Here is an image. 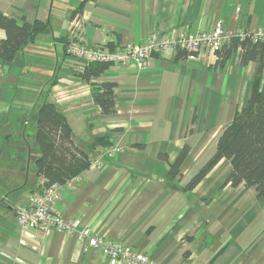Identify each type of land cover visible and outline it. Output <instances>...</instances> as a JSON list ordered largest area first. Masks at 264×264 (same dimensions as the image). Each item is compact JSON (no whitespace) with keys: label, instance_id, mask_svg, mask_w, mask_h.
<instances>
[{"label":"crops","instance_id":"crops-1","mask_svg":"<svg viewBox=\"0 0 264 264\" xmlns=\"http://www.w3.org/2000/svg\"><path fill=\"white\" fill-rule=\"evenodd\" d=\"M81 2L0 0L5 15L50 28L0 63V264H109L100 248L84 250L76 233L20 230L18 206L43 184L36 131L46 100L64 112L75 142L92 160L99 137H109L106 148H119L62 185L53 208L64 219H81L90 235L122 242L161 264H264V197L244 183H225L228 158L185 188L245 106L255 63L242 64L240 49L222 66L210 49L195 59L164 50L143 69L114 64L87 81L80 76L87 63L66 50L72 29L108 50L143 45L152 35L176 39L207 31L217 21L231 32H264V0H89L72 17ZM5 37L0 28V41ZM104 82L116 84L113 113H102L93 100ZM185 146L180 175L169 179Z\"/></svg>","mask_w":264,"mask_h":264},{"label":"trees","instance_id":"trees-1","mask_svg":"<svg viewBox=\"0 0 264 264\" xmlns=\"http://www.w3.org/2000/svg\"><path fill=\"white\" fill-rule=\"evenodd\" d=\"M88 1L82 0L72 12V17L80 15ZM0 28L6 33V37L0 41V63L12 60L22 47L35 39L37 34L50 32L48 23L44 21L20 22L2 12ZM237 49H240L242 64L251 61L255 63V76L248 100L242 109L236 111L233 120L223 130L214 155L185 188L193 189L220 159L228 158L232 164V171L225 183L232 186L244 183L254 187L258 196L264 197V40L255 39L251 34L244 37L234 35L221 50L217 51V65H224ZM177 56L187 57V52L179 50ZM86 63L80 76L87 81L96 78L112 66L109 62ZM115 85L112 82H104L93 90V100L104 114L115 111ZM36 141L41 152L36 166L37 173L43 180L42 187L55 183L63 185L81 174L92 163L88 153L75 142L66 115L53 101L46 100L39 108ZM108 146L110 141L107 135L95 139L91 145L92 148ZM188 150V146H185L170 165L169 179L180 175V167Z\"/></svg>","mask_w":264,"mask_h":264},{"label":"built area","instance_id":"built-area-1","mask_svg":"<svg viewBox=\"0 0 264 264\" xmlns=\"http://www.w3.org/2000/svg\"><path fill=\"white\" fill-rule=\"evenodd\" d=\"M73 24V27H76L78 22L74 19ZM246 34H251L255 39L264 40L263 31L256 33L242 30L231 32L224 27L221 21H217L207 31L194 34L182 32L176 39H158L157 36L152 35L143 45L127 43L120 48L108 50L89 45L82 36L72 29L66 41V50L73 57L85 62H109L112 65L125 64L143 69L146 60L161 51L181 50L187 52L188 58L195 59L204 49H210L213 53H217L234 35L244 37ZM118 150V147L98 149V156L92 160L91 164H98L101 157H111ZM61 188L62 185L57 183L42 187L30 195L27 203L18 206L16 216L20 230L24 235H30L34 230L76 233L79 239L84 242V250L100 248L107 257L109 264H117L118 262L161 264L146 253L124 245L122 242L90 235L81 219H64L63 215L53 208L54 203L60 198Z\"/></svg>","mask_w":264,"mask_h":264}]
</instances>
